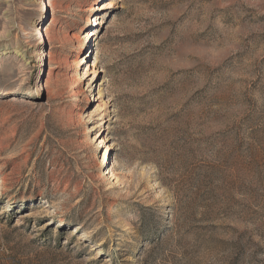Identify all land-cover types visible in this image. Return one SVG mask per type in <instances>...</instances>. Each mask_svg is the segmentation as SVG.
Returning a JSON list of instances; mask_svg holds the SVG:
<instances>
[{
  "label": "rangeland",
  "instance_id": "1",
  "mask_svg": "<svg viewBox=\"0 0 264 264\" xmlns=\"http://www.w3.org/2000/svg\"><path fill=\"white\" fill-rule=\"evenodd\" d=\"M53 1L0 0V264H264V0Z\"/></svg>",
  "mask_w": 264,
  "mask_h": 264
},
{
  "label": "bare ground",
  "instance_id": "2",
  "mask_svg": "<svg viewBox=\"0 0 264 264\" xmlns=\"http://www.w3.org/2000/svg\"><path fill=\"white\" fill-rule=\"evenodd\" d=\"M47 7H49L50 8V10L54 13V1L53 0H48V5H47ZM92 31H90V32H88V33H86V34H88L87 36H89V33H91ZM93 35V34H92ZM91 35V36H92ZM86 36V37H87ZM110 173V171L108 172V174Z\"/></svg>",
  "mask_w": 264,
  "mask_h": 264
}]
</instances>
